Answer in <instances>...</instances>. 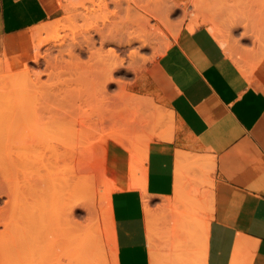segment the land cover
<instances>
[{"label":"rangeland","instance_id":"obj_1","mask_svg":"<svg viewBox=\"0 0 264 264\" xmlns=\"http://www.w3.org/2000/svg\"><path fill=\"white\" fill-rule=\"evenodd\" d=\"M143 1L146 4L147 0H75L67 6L69 9H62L60 18L46 23H60L58 32L39 33L36 27L21 34L23 36L19 35L30 36L20 39L17 47L9 51L4 44L0 50V64L5 66L4 70L0 69V186H3L0 190H7L10 183V188L12 184L16 186L14 189L18 188V194L11 200V207L9 206L16 216L9 219L13 215L11 213L6 221L9 223L13 219L10 225H16L15 229L12 230L13 226L11 228V232L14 231L11 236L14 237H11V248L0 255V264H113L114 224L111 196L123 187L126 190H144L147 151L144 153L142 145L149 135H154L152 143L166 141L162 138L166 130L173 129V137L177 130L174 116L171 122L168 120L166 125H161L151 115L154 110V114H169L172 111L168 109L164 98L152 82L150 66L160 58L158 51L164 54L192 12L196 13L200 22L205 21L203 24L210 28L218 26L224 30L228 46L238 56V59H231L239 66L246 65L255 82L264 83V34L259 32L264 30V10L261 9L264 0H243L239 9L235 7L234 0H199L195 6H185L181 0H154L160 3L161 10L159 18L152 20V24L159 27L161 37L152 47H143L136 43L131 48L124 42L128 41L129 24L140 13L137 9L141 4L144 5ZM242 9L246 16L233 15L239 14ZM104 23L114 24L115 31L119 29L121 33L118 35L126 48H117L121 61L117 62L119 67L115 63L111 70L112 73L114 69L109 78L108 95L102 100L100 97H92L96 92L89 71L93 72L95 68L88 65L82 68L73 67L67 52L73 47V39L80 40L95 28H102ZM123 26L127 28L126 31ZM57 36L64 46L63 59H55L59 53L52 47L49 64L43 59L40 68L33 62L29 63L30 69H33L32 75L20 74L15 67L6 68L9 63L8 55L22 52L42 41L53 40ZM47 48H43L46 53ZM133 50L140 52L138 68H134L130 58ZM38 72L45 73L38 78ZM140 101L144 103L138 104ZM40 104L42 107L45 104L44 106L59 110L68 104L69 108L65 106L67 110L73 111V157L71 153L67 154L63 150L52 155H49L50 151H46L42 156L43 153L29 151L21 140L15 142L17 146L13 143L14 147L11 145L14 140L8 137L12 118L17 119L18 115L21 117L24 111L21 114L17 112L23 106L26 109H21L25 110L23 116L32 114L33 111L36 113L33 109L35 107L38 112ZM18 107L20 108L17 109ZM40 114L49 116L43 109ZM136 116L145 118L152 131L134 137V146L139 150L133 157H128L121 150V146H118L127 140H124V135L120 136L125 130L121 125ZM114 121L117 122L115 125L118 126V133L117 128L113 127ZM18 143L23 147L18 146ZM183 154L187 155L179 151L177 157ZM194 170L198 172V169ZM70 176H73V181L69 180ZM190 181L186 180L187 194L184 201H181L177 177L175 198L165 204L164 215L160 218L161 224L164 223L165 226L163 229L159 230V219L152 212L149 201L145 200L152 264H202L199 257L201 249L197 244L195 249H199L198 251L191 247L187 231L193 227L195 214L209 223L211 191L201 192L198 186H193L192 189ZM38 188L42 194L38 193ZM5 201L7 198L0 197V208L4 207ZM185 201L189 207L184 205ZM197 203L198 208H201L200 214L191 209ZM182 206L190 211L185 217L178 212ZM7 234L1 235L2 241H6L3 237H7ZM176 234L181 240L174 237ZM183 240L186 247L182 244Z\"/></svg>","mask_w":264,"mask_h":264},{"label":"crops","instance_id":"obj_2","mask_svg":"<svg viewBox=\"0 0 264 264\" xmlns=\"http://www.w3.org/2000/svg\"><path fill=\"white\" fill-rule=\"evenodd\" d=\"M61 1L0 0V50L8 38L60 18ZM181 1L195 6L194 0ZM164 53L149 73L177 130L172 140L150 145L144 190L111 196L113 264H152L145 200L163 229V207L176 194L179 151L214 160L203 174H185L192 189L211 191L205 264H264V83L243 73L249 68L231 59L195 12ZM178 212L190 213L184 206Z\"/></svg>","mask_w":264,"mask_h":264},{"label":"bare ground","instance_id":"obj_3","mask_svg":"<svg viewBox=\"0 0 264 264\" xmlns=\"http://www.w3.org/2000/svg\"><path fill=\"white\" fill-rule=\"evenodd\" d=\"M73 1H75V0H73ZM73 1L72 0H62L61 1V8L64 10L67 9L68 8L67 6H69V4H72ZM242 1L243 0H234L235 7L239 9L241 7ZM143 2H144V5L141 4V6H138V9H137V12H140V13L137 15L136 19L134 21L130 22V24H129L128 31H127V35H128L127 40L128 41L124 42L129 47L131 46V48L136 43L141 44L143 47H152L156 42H158V40L161 37V32H160L159 27L157 25L152 24V20L159 18V11L161 10L160 3L156 2L154 0H147L146 4H145V1H143ZM193 2L196 5L199 2V0H194ZM261 9L264 10V4H262V3H261ZM244 14L246 16L245 10L242 9L241 12H239V14L236 13L233 15L238 17L239 15H244ZM195 19H196V21L198 20L197 18H195ZM262 20L264 21L263 17H262ZM201 22H202V20H201ZM203 23H205V21L202 22V24ZM104 24L105 25H102L103 26L102 28L97 29L94 27L95 29L92 33H86L80 40L73 39V41H72L73 47L70 45L72 48L69 49L67 52V56L70 59V64L73 67L75 66V67H81L82 68L83 66L88 65V66H92L93 68H95L93 72L89 71V75L93 80V83L95 86V92H96L95 95L92 97H94V98L100 97L101 99L105 98L108 95L107 94V87L109 86L108 85L109 84V78H110V75L114 71V69H113V71L111 73L112 68L114 67L115 63H116V67H117L118 66L117 62L119 60L121 61L120 56L117 53V50H118L117 48L120 46H121L120 48H122V46L125 47V44L123 45V40L118 35L119 33H121L120 31H118L119 29L117 30L118 31L117 32V31H115V29L113 27L114 24H110V23H108L109 25L106 23H104ZM256 24H257V22L254 23V26H256ZM116 26L118 27V25H116ZM125 26H126V24H125ZM125 26H123V27L125 28ZM246 26L248 28L249 24H247ZM60 27H61L60 23L59 24H56V23L46 24V25H42V26L38 27L37 32H39V33H42V32L49 33L51 31L58 32L60 30ZM255 28L257 29V27H255ZM126 29L127 28H125V31H126ZM211 30L213 31L214 36L225 47L227 54L233 59L235 57L238 59L237 54H234L232 52V50L230 49V47L228 46L229 43H228L227 37L225 36L224 30H221L220 28H218V26H217V28L211 27ZM263 31L264 30H261L259 32L261 34H264ZM124 33H126V32H124ZM28 36H30V35H27V36H24L21 38H11L10 37L6 40L5 45H6V47L9 48L8 50L10 51V49L17 47V44L21 41L20 39H25ZM122 38H124V37H122ZM121 40H122V42H121ZM60 42H61V40L57 36L53 40L42 41L41 43H39L37 45H33L30 48H28L22 52L10 54V55H8L9 63L7 64L6 68H10V67L14 68L15 67L16 72H19L20 74L26 73V75L29 76L31 71L33 70V69L31 70L29 67L30 62L35 63L38 66V68H40L41 59L48 62V64L50 63V61L52 59V56H51V48L52 47L59 53V55L57 57H55L56 60L64 58V56H63L64 55V51H63L64 46H63V43H60ZM45 47H48L47 53L43 51V48H45ZM160 52L161 51H158L157 54L161 57L163 54H161ZM139 53L140 52L137 50L131 51V54L129 53L130 58L133 60L134 68H138L137 65H138ZM3 67H5V66H2V64H0V69L4 70ZM116 67H115V69H116ZM241 69H243V67ZM43 73H45V72H38V73H36V76H38V78H40V76ZM243 73H245L247 75L248 73H251V72L249 70H247V71L243 70ZM12 74H13V72H12ZM32 74L33 73H31V75ZM111 77H113V76H111ZM113 79H114V77H113ZM254 82H255V79H254ZM137 103L142 104L144 102L140 101ZM40 105H39V107H40ZM44 105L45 104H43V107L41 105L40 109H39V107L37 108V109H39L38 112L35 109V107H34V109L32 107L30 110L33 109V110H35L36 113H34V111H33L32 114L28 113L27 116H23V115H25L24 112L26 110L24 108V106L22 108H20V107L17 108V109L20 108V110L21 109H25V110H21V111L18 110V112H17L18 114L19 113L21 114V112L24 111L22 113L23 115L21 114V117H20V115H18L17 119H15V117H13L14 119L12 118V122L10 121V124H11L10 126H12V127L10 129V127L8 126L9 130H10V136L8 134V136H9L8 138L14 140L13 142H11V145L13 146V144H15V142H18L21 140V142L25 146L28 147L29 151H33V152H37V153H41V154L43 153L42 156L46 153V151L47 152L50 151L51 154H49V155H52V153L54 154L55 152H58V151L60 153V151L63 150V152H66L67 154L71 153V155L73 157V154H72L73 153V138H74L73 137V122H74L73 111L70 109L67 110V108H69V106L67 107L68 104L65 105L67 108L63 105H62L63 106L62 108L59 107L60 110L57 108H54V107L52 108L50 106H44ZM33 106H34V103H33ZM42 109L45 112H47L49 114V116H46L45 114H43V115L40 114ZM153 109H155V107H153ZM154 111L152 112L153 114L151 113V115L153 117H156L158 119V122L161 125H166L168 120H170V122L173 120V114L172 113L160 114V112L159 113L157 112V114H154ZM117 122H119V120ZM117 122L114 121V122H112V124H114L113 127L117 128L116 132L118 133L119 132L118 126L115 125ZM119 123H118V125H119ZM143 123H144V125H143ZM125 124L124 125L120 124L121 126H124V128H125V130L122 131V133H120V136L124 135V137H123L124 140H126V139L127 140L125 143H121L118 146H119V148L121 146V150L124 151L123 153L125 155H127L128 157H133L135 155L136 151L139 150V149L136 150V148L134 146V143H135L134 137L146 135L147 131H152V130L149 127V123L146 122L145 118H141V117H137V116L131 117L129 120H127V122ZM101 125L104 127V123L101 122ZM170 129H171V127H170ZM112 130H113V128H112ZM114 131H115V129H114ZM172 137H173V129L172 130L167 129L165 135L162 138H164L167 141H170V140H172ZM161 140H163V139H161ZM152 141H154V135L153 134L149 135L148 139L142 145L143 146L142 149H145L144 153H146V151H147V157L149 156L148 153H149V149H150V145L152 144ZM19 143H18V146L23 147ZM8 146H10V143ZM14 146H17V144H15ZM71 155H70V157H71ZM59 156H61V155H59ZM38 159H40V158H38ZM59 160H60V158H59ZM147 160H148V158H147ZM45 161H47V160H45ZM143 161H145V160H143ZM201 161H203V163ZM44 164H46V163H44ZM41 167H43V166H41ZM213 167H214V160L212 158L202 159L200 157L187 156L184 154L181 156H178V158H177V177H178V182H179V192L181 195V201H184V197L187 194L185 174H187L191 169H194V168L198 169V172L203 174L205 168L210 169ZM38 168H39V166H38ZM194 171H196V170H194ZM145 177H147V176H145ZM69 180L73 181V176H70ZM147 183H148V181H147ZM202 183H205V180H203ZM6 184H7V181H6ZM10 184H9V188L7 190L6 189L0 190V197L1 198H7V201H5V205H3L4 207L0 208V228L1 229L4 228L0 231V255H2V253L6 249L8 250L9 248H11V245H12V242H11L12 238L11 237H14V236H11L14 231L13 232H11V231L13 229H15V227H16V225L15 226L12 225L14 227V228H12V226L10 225V222L13 219L9 220V223H6V221L8 220V215H10L11 213L13 214V215L9 216L10 217L9 219H11L15 215V213H14L15 211L11 212L9 209V206L11 204V200L16 196V194H18V191H16V189L18 190V188L14 189L13 187H16V186H14V184H12L13 186L11 185L12 187L10 188ZM39 185L37 184V186H39ZM2 187L0 186V189ZM147 187H148V185H147ZM39 188H38V193L42 194V192H41L42 189L40 188L41 190H39ZM121 190H126V188L123 187V188H121ZM145 190H147V189H145ZM151 200H153V199H151ZM186 201L184 202V205L187 207L188 201L187 202ZM177 202H179V200H177ZM209 204H210V207L212 208V200ZM191 209H193V211H195L199 214L201 212L200 211L201 208H198V203L195 205L193 204V206H191ZM195 215L196 216H193V218H194L193 219L194 220L193 221V227L187 231L188 238L190 240V243L192 244L191 245L192 248L195 249V247L197 246L201 249V256H199L200 254H198V256L201 257L200 258L201 260L200 259L199 260L201 261L202 264H205L207 254H208V252H206V251H208V249H207L208 243L207 242L209 240L208 235L210 233L209 232L210 227H209V223H207L206 220L203 219V217L199 216L198 214H195ZM13 224H15V223H13ZM9 227H10V229H9ZM11 228H12V230H11ZM3 233L4 234L8 233L7 237H3V238H6V241L3 240L4 242L2 241V237H1V235ZM4 236H6V235H4ZM174 237L177 238V234ZM177 239L181 240L179 238H177ZM184 241L185 240H183L182 244L184 243ZM184 244L186 247V242ZM184 244H183V246H184ZM188 245H190V244H188ZM198 250H196V251H198ZM234 253H235V256H233V258L236 257V252H234ZM233 261H234V259H233ZM233 261H232V263L235 264L236 259L234 262ZM185 264H187V263H185Z\"/></svg>","mask_w":264,"mask_h":264}]
</instances>
